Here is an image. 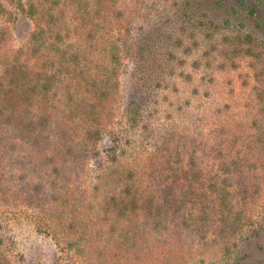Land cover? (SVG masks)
Instances as JSON below:
<instances>
[{
    "label": "trees",
    "instance_id": "trees-1",
    "mask_svg": "<svg viewBox=\"0 0 264 264\" xmlns=\"http://www.w3.org/2000/svg\"><path fill=\"white\" fill-rule=\"evenodd\" d=\"M29 2L27 6L25 0H17L12 9L0 3L4 51L12 25L17 30L28 20L35 23L29 32L28 60L9 57L0 62V196L4 201L10 202L5 198L10 191L3 182L5 168H17L22 173L16 195L28 207L55 219L70 238L77 237L70 241L72 248L87 243L90 247L79 252L92 259L91 264H137L149 247L160 256L157 264H187L181 250L187 239L206 242L212 227L220 228L223 238L232 239L234 232L243 233L255 225L251 210L264 195V0L232 4L229 0H130L123 5L120 0ZM162 8L175 10L171 35H167ZM114 21L138 27L134 31L128 27L129 35L123 38L110 30ZM185 46L187 52L204 49L207 69L218 59L232 62L243 55L252 59L257 119L249 131L232 137L221 129L220 135L227 137L209 154V142L177 132L157 138L152 122L143 119L153 115L152 108L144 106L152 99L154 83L162 85L170 69L166 55L170 53V60L177 58ZM2 51L0 47L1 58ZM125 58L137 65L134 92L127 104L130 125L138 134L135 140L110 129ZM201 63L197 60L195 65ZM11 140L31 142L44 159L20 154ZM126 146L153 147L145 153L139 175L119 170ZM90 158L100 170L98 185L106 184L110 190L98 208L88 207L98 212L91 237V221L84 210L88 202L85 207V201L75 200L71 191L51 201L49 186L45 188L46 181L53 189ZM108 175L128 180L119 186L106 182ZM113 184L120 189L114 190ZM261 229L264 232L263 225L254 229L259 238L252 237L250 250L229 239L227 257L233 249L241 251L235 262L227 259L225 264H264L259 257L264 253ZM0 264H13L7 249L4 253L0 249Z\"/></svg>",
    "mask_w": 264,
    "mask_h": 264
},
{
    "label": "rangeland",
    "instance_id": "rangeland-1",
    "mask_svg": "<svg viewBox=\"0 0 264 264\" xmlns=\"http://www.w3.org/2000/svg\"><path fill=\"white\" fill-rule=\"evenodd\" d=\"M16 1L0 0V3H5L7 9H12ZM29 1L25 0L27 6L30 4ZM124 1L129 2L130 0H120L119 5H123ZM229 1L232 4L234 0ZM162 10L161 17L168 29L167 35H171L175 32L174 22H171L176 17L175 10L167 9L165 11L163 8ZM158 19L155 18V20ZM3 20L4 15L0 19V29L2 30L0 31V47L3 49V57H0V62L2 63L4 58L7 60L9 57L13 60L15 57H21V61L28 60L29 32L35 23L28 20V22L20 24L17 30L12 25L10 39L6 42L7 48L4 51ZM166 21L169 23H166ZM111 26L113 28L110 30H113L114 34L117 35L120 32L123 38L129 35L127 34L128 27L133 31L138 27L136 23L129 26L127 23L121 24L115 23V21L112 22ZM203 52L204 49L196 47L191 52H187L185 46L177 52V56H175V53L173 54L177 58L170 60V53L166 55L170 71L167 70L161 87L154 83L153 87L155 88L152 99L149 104L144 106L145 109L152 108L153 115L152 117H143V119L152 122V128L156 129L157 138L165 133L177 132L181 135L186 133L193 135L199 139V142H209L211 144L207 152L209 154L212 148L218 147L224 141L225 137H232L239 132L249 131L252 127V120L257 119L255 117L257 110L254 101L255 80L254 71L251 68L252 59L246 55L235 57L232 62L218 59L212 61L214 65L212 69H207L205 67L207 60L203 57ZM197 60H202L201 66L195 65ZM31 62L33 65L38 64L36 60ZM135 64L133 59L125 58L123 66L119 69L118 78L121 87L117 101L114 103V117L110 127L111 130L130 140L138 138L137 132L130 125L127 112V104L134 92L136 82L134 71L137 65ZM104 119H107V117H104ZM221 129L227 131V136L225 134L220 135ZM109 140L106 137V141ZM11 142L18 145L16 149L20 154H27L38 160H43L45 157L44 154L39 153L41 151L31 142L27 141L28 143H25L22 140H11ZM126 147L120 154L124 159L120 162L119 170L124 175H127L131 170L139 175L138 170L144 164L145 153H149L153 147H144L147 151L145 149L136 150L131 146ZM253 160L258 161L255 157ZM210 164L213 165L214 160H211ZM78 166L73 168L72 173L70 170L67 175L59 180L57 186L53 185V189L50 188L52 183H49V181L45 182V188L49 186L51 193L47 195L51 201L62 196L61 193L67 194L68 191H71L75 200L85 201V207L86 202H88L84 210L86 220L91 221L89 222L91 237L96 231L98 212L97 209L95 212L88 211V207L92 209L96 205L98 208L97 203L102 202L106 192L110 190H107L106 184H101L102 187L98 185L102 181L99 180L100 170L95 159L90 158L87 160L84 165L82 164L80 170H78ZM5 169L7 171L3 182L10 190L5 198H8L10 202L4 201V197L0 196V249L3 253L4 249L8 250L11 262L13 264H91L92 259L86 258L87 256H83L84 254L79 252L81 248L86 250L90 246L85 242H80L78 247L72 248L70 241L78 238H74V236L70 238L67 231L62 226L60 228L55 219L25 205L21 196L16 195L20 189L21 179L19 176L22 172L17 168L8 166ZM261 177H264V172L261 173ZM122 179L119 175L118 178H109V175L105 177L106 182L118 184L119 186H122V181L126 182L128 180L125 177ZM28 181L33 182L29 179ZM114 184L112 185L115 188L114 190H119L118 185L115 186ZM96 186L100 188L97 190ZM49 190L47 189L48 192ZM251 212L254 214L255 225L246 228L243 233L234 232L233 237L236 238L231 239L230 236L223 238L220 228L212 227L208 236L209 239L206 242L187 239L182 244L181 249L186 257V263L225 264L227 259L235 262L236 256H238L237 253L241 251V248L238 251L233 249L232 255L227 257L225 245L231 240L233 243L236 240L240 247H247L246 250H250V244L254 241L252 237L254 239L259 238V236H255L254 229L258 230L262 228V225L264 227V195ZM58 229L60 231L56 232V240L52 235H54V230ZM261 238L264 239L262 229ZM242 239H245L246 243L241 241ZM93 243L96 244L97 241L94 240ZM149 248V251L141 253L142 260L140 263L136 262L137 264H157L160 256L153 252L151 247ZM95 254L96 248L92 251L93 259ZM259 257L264 260V253Z\"/></svg>",
    "mask_w": 264,
    "mask_h": 264
}]
</instances>
